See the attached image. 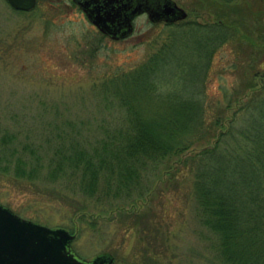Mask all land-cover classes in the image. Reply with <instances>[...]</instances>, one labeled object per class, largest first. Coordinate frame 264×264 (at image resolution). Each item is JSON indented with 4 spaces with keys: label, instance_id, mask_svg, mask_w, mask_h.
Returning <instances> with one entry per match:
<instances>
[{
    "label": "rangeland",
    "instance_id": "obj_1",
    "mask_svg": "<svg viewBox=\"0 0 264 264\" xmlns=\"http://www.w3.org/2000/svg\"><path fill=\"white\" fill-rule=\"evenodd\" d=\"M209 1L216 3L200 0L198 6L196 0H177L187 10L182 18L200 23L216 20L220 1ZM243 1L250 2L253 13L233 10L236 5L242 9ZM226 5L233 10L231 18H238L241 39L228 38L218 45L205 83L209 98L217 97L221 86L238 92L212 134L225 128L234 109L264 82V39L256 35L252 42L238 24L245 22V16L248 27L257 34L264 14L254 8L264 7V0H228ZM164 21L152 20L142 10L135 13L131 31L112 37L100 30L75 0H36L29 9L0 0V137L5 130L17 134L5 143L0 140V200L24 216L68 227L74 233L73 247L85 257L110 250L119 264H228L219 254L216 234L199 219L192 172L184 161L189 152L209 143L214 135L170 155L151 176L148 191L123 205L137 213L133 224H123L110 206L92 201L85 209L98 217V227L80 222L81 208L72 211L66 202L47 194L54 185H61L65 176L48 179L46 166L33 178L15 176L12 164L3 168L6 158L2 155L10 151L8 146L15 155L23 141L42 142L38 150L48 163L59 133L93 138L102 134L101 122L118 121L122 109L116 101L104 104L102 82L113 71L140 63L166 36L169 29ZM186 51V56L190 55V46ZM248 79L254 84L244 85ZM49 137H53L52 144L46 141Z\"/></svg>",
    "mask_w": 264,
    "mask_h": 264
},
{
    "label": "trees",
    "instance_id": "obj_2",
    "mask_svg": "<svg viewBox=\"0 0 264 264\" xmlns=\"http://www.w3.org/2000/svg\"><path fill=\"white\" fill-rule=\"evenodd\" d=\"M219 1L214 22L164 21L169 29L166 36L140 63L106 76L100 89L104 104L116 101L123 117L107 120L109 125L101 122V135L88 138L59 133L48 163L38 150L42 142L23 141L15 155L8 146L10 151L2 155L6 158L3 168L12 164L15 176L33 178L46 166L48 179L65 176L47 194L66 202L72 211L81 208L80 222L98 227V217L85 209L92 201L110 206L123 224H133L137 213L123 205L148 191L151 176L170 155L214 135L184 159L192 172L199 219L216 234L215 244L225 262L264 264V82L234 109L228 124L216 134L211 131L221 123L223 111L238 89L221 86V93L209 98L205 83L218 45L228 38L241 39L238 18H231L232 11L247 15L253 9L250 2L243 1L242 9L236 5L228 10V0ZM260 6L254 9L263 15ZM243 21L238 24L252 42L257 37L264 39V23L254 34L245 16ZM189 46L187 57L184 52ZM245 82L254 84L252 79ZM15 136L5 130L0 140L5 143ZM52 139L46 141L50 144ZM24 151H28L27 158Z\"/></svg>",
    "mask_w": 264,
    "mask_h": 264
},
{
    "label": "water",
    "instance_id": "obj_3",
    "mask_svg": "<svg viewBox=\"0 0 264 264\" xmlns=\"http://www.w3.org/2000/svg\"><path fill=\"white\" fill-rule=\"evenodd\" d=\"M8 1L23 9L36 2ZM75 1L101 30L115 37L131 31L133 15L142 10L152 20L173 21L187 14L177 0H104L102 4L97 0ZM112 24L120 26L119 31ZM73 235L64 225H50L24 216L0 200V264H119L110 250L99 251L92 257L81 255L72 245Z\"/></svg>",
    "mask_w": 264,
    "mask_h": 264
},
{
    "label": "flooded vegetation",
    "instance_id": "obj_4",
    "mask_svg": "<svg viewBox=\"0 0 264 264\" xmlns=\"http://www.w3.org/2000/svg\"><path fill=\"white\" fill-rule=\"evenodd\" d=\"M132 2H135V0H131ZM97 2H99V4H102L104 2V0H97ZM118 1L113 2V4H116ZM134 17V16H133ZM110 23V22H109ZM113 25V24H112ZM113 28L117 29V31H119L120 26L118 25H113Z\"/></svg>",
    "mask_w": 264,
    "mask_h": 264
}]
</instances>
